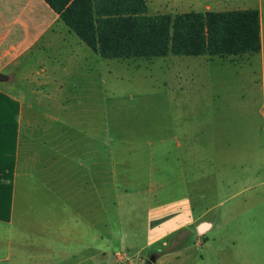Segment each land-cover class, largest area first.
I'll use <instances>...</instances> for the list:
<instances>
[{
    "label": "rangeland",
    "instance_id": "rangeland-1",
    "mask_svg": "<svg viewBox=\"0 0 264 264\" xmlns=\"http://www.w3.org/2000/svg\"><path fill=\"white\" fill-rule=\"evenodd\" d=\"M145 2L149 14L257 9L264 26V0ZM23 3L20 0L16 2L17 5H11L6 0L2 2L3 8L0 7H16L19 11ZM44 8L39 4L35 12L25 11L21 16V24L51 23L55 29L63 25L61 19ZM28 30L20 24L8 32L5 26L0 30V37L8 35L4 40L9 46V52H5L7 56L0 58V73L9 77L0 80V90L12 98L13 90L25 91V100L45 112L46 98L37 102L35 93L29 90L30 87L43 85L39 86L28 75L31 74L33 62L29 61L32 55L27 47L34 40L33 37L29 38L32 28L31 32ZM14 31L16 37L12 36ZM55 34H58L57 30ZM45 41L44 38L38 40L32 50L35 52L41 43L44 46ZM21 44L24 47L19 49ZM89 68L98 71L95 76L88 78L77 68L71 83H84L85 86L92 84L101 89L99 121L102 141L124 135L134 123L157 127L158 116L168 122L164 123L165 128L168 125L171 127L178 120L177 110L181 104L194 103L197 106V111L189 115L194 120V142L190 146L194 153L191 162L195 163L196 168V175L191 177L194 179L192 188L196 212H203L207 218L216 221L217 213L226 215V209L238 203L233 209L238 211V216L215 228V240L211 239L208 250L195 248V253H204L206 259L203 261L199 258L194 264H264V187H251L255 178L264 175V50L211 57L168 54L150 59H110L99 54L95 61L90 62ZM181 89H185L184 93H181ZM74 92L69 94L71 105L67 111L72 121L77 120L78 101L82 98ZM160 107H164V113L158 111ZM42 111L40 115L43 118ZM63 116H66L65 113ZM179 121L176 122L177 128L180 126L183 130L185 124ZM216 138L221 139V142L228 140V149L224 154L228 152L231 157H236V161H242L241 165L235 163L234 174L229 175L228 183L223 188L219 187V181L213 175H202L205 170L211 172L215 169L217 152L222 146L226 149L224 143H214ZM188 146L184 144V147ZM117 181L123 183L125 177L118 176ZM20 183L15 218L11 222L0 220V264H119L120 261L146 264L152 254L156 261L151 262L156 264L160 253L171 251L175 243L188 242L189 234L203 230L201 226L204 222H198L190 230L184 229L171 236V233L167 234L172 226L171 221L165 220L149 228L154 229L153 233H146L148 229L144 226L132 220L124 222L125 207L123 204L117 205L118 202L123 203V200L119 201L123 192H104L103 202L110 198L111 202L116 203L105 204L109 213L102 208L101 238L96 236L98 225H92L87 219H79V223H75V211L70 205L67 214L68 238L60 240L47 232V229L54 227L46 225L44 220L42 224L36 223V219H45L48 210L45 189L36 191L23 178ZM63 201L67 202L64 196ZM53 211H56L55 207ZM108 217L111 219L109 222ZM159 236L160 240L156 239ZM228 237H233L236 244H229ZM164 240H167V244L163 246ZM93 248L94 251L100 249V254L92 256Z\"/></svg>",
    "mask_w": 264,
    "mask_h": 264
},
{
    "label": "crops",
    "instance_id": "crops-1",
    "mask_svg": "<svg viewBox=\"0 0 264 264\" xmlns=\"http://www.w3.org/2000/svg\"><path fill=\"white\" fill-rule=\"evenodd\" d=\"M3 1L6 0H0L2 8ZM9 1L11 5H17L16 2L20 0ZM23 1L21 11L16 10V7L8 9L0 7V30L5 26L7 32L11 31L17 24L26 27V30L29 28L28 31L32 28V36L30 34L29 38L33 37L34 40L27 48L31 51L32 59L29 61H32L33 65L31 74L28 75L43 87H30L29 90L30 93H35L37 102L45 97L47 105L44 112L31 101L25 100L27 96L25 91L13 90L14 98L19 102V110L16 114L15 168L8 222L15 218L16 196L21 178L23 181L26 180V183L29 182L36 191L45 189L48 210L45 219H36V223L42 224L44 220L46 225L54 227H50L51 231L47 229V232L60 240L68 238L67 214L70 205L75 211V223H79V219L81 221L87 219L92 225H98L96 236L101 238L102 208L109 213L105 204L111 202L110 198L103 202L102 193L123 192L119 196V201L123 200V203L117 201V205L123 204L125 207L124 222L132 220L133 223L147 228L146 233H153L154 229L149 228L165 220L171 221L172 226L167 232L171 233V236L184 229L190 230L198 222H204L203 225H206L203 228L201 226L203 230L199 233L189 234L188 242L175 243L171 251L160 253L156 264L167 262L194 264L199 258L204 261L206 259L204 253L196 254L195 248L208 250L211 239L215 240L213 234L215 228L237 218L238 211L233 209L238 203L228 207L226 215L217 213L216 221L207 218L203 212H196L192 188L194 179L191 178L192 175H196V168L194 169L195 163L191 162L194 153L190 146L194 142L192 131L194 120L189 115L197 111V106L188 103L178 107L177 118L179 122L185 124L183 130L180 126L177 128L178 120L172 123V128L169 125L165 128L164 123L168 122L163 120L162 116H158L157 127L146 123H134L124 135L102 141L99 121L101 89L99 86L95 88L92 84L85 86L84 83L80 85L71 83L76 76L77 68L88 78L91 75L95 76L98 71L90 69L89 64L95 61L99 53L83 42L65 23L58 25V29L52 27L51 23L21 24L24 12H35L39 4L60 19L59 14L45 0ZM263 27L260 21L262 51ZM61 33L63 34L59 39ZM7 36L0 37L1 59L9 52L7 50L9 46L4 40ZM12 36L16 37L17 33L14 31ZM43 38L46 39L44 46L41 43L34 52L32 50L34 44ZM22 47H24L22 44L18 46L19 49ZM40 64L44 66L39 67ZM184 90L181 89V93H184ZM73 91L82 96L78 101L76 121L70 120L67 116L71 105L69 94ZM160 108L158 111L163 112L164 107ZM41 111L44 113L43 118L40 115ZM63 113L66 116H63ZM214 143L216 145L224 143L226 149L224 150L222 146L220 152H217L215 169L211 172L205 170L202 175L211 177L213 175L218 179L219 187L223 188L228 183L229 175L234 174L236 164L241 165L242 161H236V157H231L228 152L224 154L228 149V140L221 142V139L216 138ZM184 144L189 146L184 147ZM118 176L125 177V182L118 183ZM251 185L254 188L264 187V175L255 178ZM63 196L67 200L66 203ZM115 203L111 202L112 205ZM54 207L56 211H53ZM110 220L108 217V222ZM160 237L156 239L160 240ZM227 242L231 245L236 244L233 237H228ZM151 243L153 242L149 244ZM165 244L167 240H164L162 245ZM91 253L92 256H95V253L99 255L100 249Z\"/></svg>",
    "mask_w": 264,
    "mask_h": 264
},
{
    "label": "trees",
    "instance_id": "trees-1",
    "mask_svg": "<svg viewBox=\"0 0 264 264\" xmlns=\"http://www.w3.org/2000/svg\"><path fill=\"white\" fill-rule=\"evenodd\" d=\"M104 58L227 56L261 49L257 9L149 14L145 0H45ZM19 102L0 90V220L8 221ZM146 264H152L147 260Z\"/></svg>",
    "mask_w": 264,
    "mask_h": 264
},
{
    "label": "water",
    "instance_id": "water-1",
    "mask_svg": "<svg viewBox=\"0 0 264 264\" xmlns=\"http://www.w3.org/2000/svg\"><path fill=\"white\" fill-rule=\"evenodd\" d=\"M9 77L3 73H0V80H7ZM206 225H202V228L205 227ZM152 262L156 261V257L154 254L151 255L150 259Z\"/></svg>",
    "mask_w": 264,
    "mask_h": 264
},
{
    "label": "built area",
    "instance_id": "built-area-1",
    "mask_svg": "<svg viewBox=\"0 0 264 264\" xmlns=\"http://www.w3.org/2000/svg\"><path fill=\"white\" fill-rule=\"evenodd\" d=\"M119 264H130V263H128L126 261H120Z\"/></svg>",
    "mask_w": 264,
    "mask_h": 264
}]
</instances>
